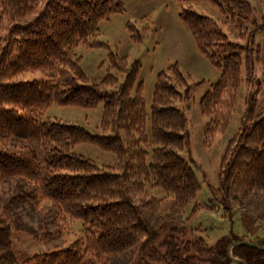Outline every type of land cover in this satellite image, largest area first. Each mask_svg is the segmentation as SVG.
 <instances>
[{
	"label": "trees",
	"instance_id": "trees-1",
	"mask_svg": "<svg viewBox=\"0 0 264 264\" xmlns=\"http://www.w3.org/2000/svg\"><path fill=\"white\" fill-rule=\"evenodd\" d=\"M175 1L209 3L239 31L249 22L263 31L261 44H254L252 35L250 43L245 41L247 49L231 41L213 18L189 6L179 12L200 53L220 70L199 101L209 118L204 134L220 124L226 127L233 115L234 108L223 124L212 104L223 95L235 96L242 83L248 90V123L230 139L219 186L210 194L212 203L226 206L248 190L264 187V10L261 25H255L246 0ZM122 12L119 0H0V187L14 182L12 206L27 202L34 209L47 206L52 211L55 229L43 226L34 238L58 239L68 233L70 222H82L66 246L19 259L12 246L21 228L1 217L0 264H116L125 254L129 256L120 264H242L227 255L234 236L223 235L208 244L187 228L196 203L186 211L200 182L179 154L188 120L173 104L181 96L179 83L186 84L176 64L168 67L172 79L165 71L158 73L149 112L138 61L128 67L124 56L110 53L111 66L124 74L122 81L108 72L99 83H86L75 47L105 45L90 38L97 35L101 21ZM127 28L134 42L142 40L143 31L130 24ZM254 61L261 68L257 79ZM28 71H44L46 78L14 79ZM184 94L188 100V89ZM99 103L100 133L42 118L53 104L89 109ZM84 143L114 154L116 165L99 167L72 151ZM259 244L264 246V238ZM231 254L246 264H264V251L250 246H234Z\"/></svg>",
	"mask_w": 264,
	"mask_h": 264
},
{
	"label": "rangeland",
	"instance_id": "rangeland-1",
	"mask_svg": "<svg viewBox=\"0 0 264 264\" xmlns=\"http://www.w3.org/2000/svg\"><path fill=\"white\" fill-rule=\"evenodd\" d=\"M119 1L123 5V12L113 14L109 19L101 21L97 35L90 38L103 42L105 45L87 46L79 43L75 47L76 54L80 56V66L87 78L86 83L97 84L108 72L118 76L119 82L122 81L124 74L111 66L110 53L118 57L124 56L128 67L134 61H138L140 64L138 80L142 81V97L145 108L149 112L153 86L158 73L165 71L170 80L172 73L168 67L176 64L178 70L185 76L186 84L179 83L177 89L181 96L175 99L173 104L184 112L188 120L187 127L182 132L185 145L179 154L193 168L200 182V190L193 202L189 203L186 211V214L190 213L193 204L196 203L195 211L186 221L189 233L204 237L208 244H215L216 240L223 235L234 236L235 241L246 240L259 244L264 238L263 186L248 190L237 199L228 201L226 206L216 202L212 203L210 198L212 188L219 186L221 161L224 154H227L230 139L243 123H248L247 117L244 116L245 109L248 107L245 101L247 87L242 83L235 96L230 94L228 99L226 95H223L217 105L212 104L210 108L219 113L223 124H225L226 114L234 108L233 115L226 127L220 124L204 134L209 118L208 114L201 112L199 101L210 85L218 80L220 70L213 67L200 53L192 35L179 19V12L182 7L189 6L195 12L213 18L231 41L241 43L247 49L250 48L248 43L251 42L252 35H254V44H261L263 31L258 30L259 26H253L250 22L239 31L231 23L224 22L226 20L223 14L206 2ZM246 2L250 8L251 20H249H253L255 25H261L260 17L264 10V0H246ZM127 24L133 25L139 33L144 32V34L141 33L143 37L140 42L136 43L131 39ZM137 36L141 38L140 34ZM258 64L254 61L256 79L261 75V68ZM44 78H46L44 71H28L14 79L31 81ZM186 89L190 93L188 100L183 99ZM259 101L257 104L260 103ZM259 109V106L256 107L255 112ZM102 110L103 103L89 109L53 104L43 110L42 118L65 121L82 126L91 133H100ZM147 131L150 138V129L147 128ZM24 142L19 140V143ZM72 151L92 159L99 167L113 166L118 161L114 154L91 144H77ZM13 187L14 182L0 187V218L4 217L16 228H21L16 231L17 240L12 246L17 258H25L33 253L52 250L56 247H64L77 237L79 228L82 226L80 220L70 222L68 233L61 238L49 240L34 238V233L43 226L47 230L55 229L56 221L53 213L47 209V206L42 205L40 209H34L27 202H17L12 206ZM126 256V254L122 255L116 264L126 260L129 254Z\"/></svg>",
	"mask_w": 264,
	"mask_h": 264
},
{
	"label": "water",
	"instance_id": "water-1",
	"mask_svg": "<svg viewBox=\"0 0 264 264\" xmlns=\"http://www.w3.org/2000/svg\"><path fill=\"white\" fill-rule=\"evenodd\" d=\"M237 245H246V246H250L252 248L264 251V246L263 245L257 244V243H253V242H250V241H246V240L235 241V242L230 243L228 245V247H227V255H228V257L230 258V260L235 261V262H241L242 264H246V262L241 260V259L233 257L232 254H231V249L234 246H237Z\"/></svg>",
	"mask_w": 264,
	"mask_h": 264
}]
</instances>
